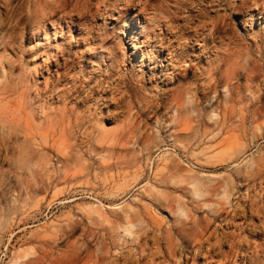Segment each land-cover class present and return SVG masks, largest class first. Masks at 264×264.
Returning <instances> with one entry per match:
<instances>
[{
    "label": "rangeland",
    "instance_id": "obj_1",
    "mask_svg": "<svg viewBox=\"0 0 264 264\" xmlns=\"http://www.w3.org/2000/svg\"><path fill=\"white\" fill-rule=\"evenodd\" d=\"M0 264H264V0H0Z\"/></svg>",
    "mask_w": 264,
    "mask_h": 264
},
{
    "label": "bare ground",
    "instance_id": "obj_2",
    "mask_svg": "<svg viewBox=\"0 0 264 264\" xmlns=\"http://www.w3.org/2000/svg\"><path fill=\"white\" fill-rule=\"evenodd\" d=\"M220 254V253H219ZM161 257V256H160Z\"/></svg>",
    "mask_w": 264,
    "mask_h": 264
}]
</instances>
